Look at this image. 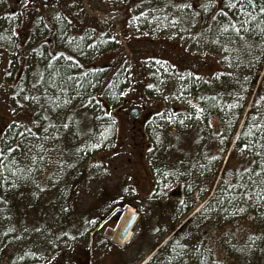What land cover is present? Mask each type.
<instances>
[{
	"label": "rangeland",
	"instance_id": "obj_1",
	"mask_svg": "<svg viewBox=\"0 0 264 264\" xmlns=\"http://www.w3.org/2000/svg\"><path fill=\"white\" fill-rule=\"evenodd\" d=\"M212 1L216 0H55L52 6L61 3L70 20H35L40 16L35 11L33 20H14L18 24L10 28L11 33L8 20H0V144L8 132L4 129L11 124L22 119L34 122L31 108L17 104L13 92L22 79L29 52L43 41L72 48L70 43L56 40L53 32L61 27L59 23H66L64 36L67 31L73 38L64 37L66 40L83 44L75 54L78 67L104 74L96 99L104 113L113 117L107 119L113 130L106 133L105 120L93 119L84 99L77 100L84 111L80 116L86 119V130L80 135L62 129L56 133L54 139L60 146L52 152L49 167L28 182L31 189L25 188L35 198L31 195L23 206L21 201L13 202L8 211L18 216L19 241L14 247L27 246L30 259H23L22 251L16 254L12 246L5 251L3 264H142L141 255L149 260L150 251L156 246L159 249L167 234L191 219L180 228L181 235L177 234L188 238V252L179 261L184 264L192 261L203 240L212 237L200 207L207 201L213 177L220 172L226 155L222 157L193 132L191 126L199 121L201 109L191 96L182 94L181 84L186 69L181 65H187L186 57L191 61L206 56L208 48L201 44L212 29L199 21L194 8L204 15ZM23 2L0 0V18L10 16L12 9L20 11ZM48 6L50 11L44 17L59 16ZM194 15L197 18L193 20ZM57 47L53 46L51 53L62 51ZM208 50L210 56H217L212 52L216 50ZM219 60L217 57L216 62ZM197 64L204 75L205 63ZM119 92L123 97L110 109L109 99ZM132 109L140 113L138 120L131 118ZM211 125L215 127L217 122ZM56 126L61 128L59 119ZM245 161V153L235 149L225 169L238 171ZM204 162L209 164L206 169ZM185 206L192 207L186 215L179 211ZM127 209L133 210L137 219L130 240L119 245L121 219L116 221L112 215ZM235 226L249 232L255 229L244 220ZM229 227L220 224V230ZM26 230L32 239L23 238ZM241 235L242 244L248 236ZM224 264L239 263L226 258Z\"/></svg>",
	"mask_w": 264,
	"mask_h": 264
},
{
	"label": "trees",
	"instance_id": "obj_2",
	"mask_svg": "<svg viewBox=\"0 0 264 264\" xmlns=\"http://www.w3.org/2000/svg\"><path fill=\"white\" fill-rule=\"evenodd\" d=\"M255 2L256 8L246 9L253 18L245 16L239 11V8H229V1L225 7L217 9L209 17L207 16L208 11L204 20L202 17L199 21L207 22L212 29L208 33V40L205 38L201 46L204 49L216 50L212 52H216L217 56H210L209 52L211 51L206 49L208 52H204L206 55L204 58L199 57L198 60L189 61L186 57L187 65H181L183 69L186 68L181 83L182 94L191 96L201 109L199 121L191 126L194 128L193 132L199 134L198 137L204 139L209 146L213 145L214 149L219 150L222 157H225L230 147H232V151L240 149L246 155V161L240 170L227 171L225 169L230 163L229 156L220 176L217 173L213 177L212 188L209 190L210 192L213 188L214 190L200 211L205 225H209L206 230L212 232V237L203 240L192 261L184 264H224L226 258L239 264H264V201H259L256 196V193L264 195V185L258 183L259 179H264V174H261L260 177L251 174L252 169L259 172L260 167L264 166L262 164L264 162V74L249 105L264 66V13H260L258 10L264 4V0H255ZM163 3L167 6L166 2ZM211 6H214V1L209 5L212 12ZM191 17L193 20L197 18L195 15ZM245 20L247 23L239 32L231 28L227 31L224 30L229 23H235L239 27V23ZM7 22L9 33L10 28H15L18 22L14 20ZM59 24L61 27L55 28L53 34L57 36L55 37L57 41L70 43L72 50L69 49V51L55 43L43 41L39 47H35L37 49L29 52L22 79L18 81L15 91L13 90L16 103L25 106V108L30 107L31 112L35 115V123L22 119L19 124L30 128L35 135H29L24 131V127L17 128L14 124H11V128L4 129L8 131L5 136L8 138V143L10 145L19 143L21 148L14 153H6L8 157L5 160L7 170L0 168V264H3L5 260V251L14 247L16 241H19L17 238L19 226H15V217L18 218V216L14 213L9 215L8 211H11L13 202L21 201V206H23L24 203H29L31 195L35 198L34 194H27L25 188L29 186L28 188L31 189L32 185H29L28 182L39 178L36 176L39 173L42 175V171L49 167L47 163L53 157V155L51 156L52 152L59 149L58 146H60L59 141L54 139L56 133L62 129L67 134L77 131L80 135L82 131L86 130L83 126L86 119L80 116L84 111L77 105V100L84 99L86 108L89 110L88 114L93 116V119L105 120L107 125L104 131L106 133H111L110 130H113L112 123L107 121L109 117H112L110 112V115L104 113L106 112L105 108L96 99L97 85L101 84L104 74L101 70L88 71L78 67L79 59L75 54L78 53L79 46L83 44L66 40L64 37L69 40L73 38L69 37L67 31L64 36L66 23ZM4 35L6 38V34ZM29 41L32 43L31 39ZM50 43L52 47L61 48L62 53L51 55ZM53 56L55 59L52 58ZM217 57L220 59L218 62H216ZM197 63H205L204 75H200L202 66ZM216 66L219 70L216 69ZM37 81H39L38 84ZM33 85L36 86L33 87ZM121 93L119 92L117 96L109 99L110 109L119 103L122 97ZM25 96L40 97V102L32 99L26 100ZM81 106L83 107V104ZM89 106L91 109L88 108ZM76 116L80 117L77 119ZM58 119L61 128L56 126ZM63 120L64 123H62ZM214 120L217 122L215 127L211 125ZM63 124H68L69 127L64 128ZM92 127L94 126L92 125ZM199 127H202L201 134ZM20 132H24L23 141L19 135ZM3 143L4 139L0 146ZM28 149H31V152ZM212 151L210 148L209 153ZM83 153L85 155V152ZM40 156L43 157V160L38 158ZM33 157L36 159L34 160ZM206 158L204 157V159ZM0 159H4V157H0ZM212 161L209 164H212ZM204 164L205 169L209 167L206 162ZM245 168L250 170L249 173H244ZM254 180L257 183H253ZM180 186L182 185L180 184ZM22 190L24 191L22 192ZM245 191L249 193L251 199L244 197ZM241 206L245 210L239 213L236 210ZM191 210V206H185L184 208L180 207L179 211L186 215ZM201 217L199 216L197 219ZM242 220L250 222L255 227L254 231L249 232L248 228L244 229L243 227L236 228L235 224L242 223ZM220 224H223L224 228L232 227H229L230 230L224 231L223 228L220 230ZM50 228L54 229L51 226ZM95 228L97 227H94L91 232ZM172 232L165 237L167 238ZM241 233H246L248 237L254 236L255 239H246L241 244ZM177 234L181 235L177 231L159 249H157L158 246L154 247L150 253L157 250L144 264H160V262L181 264L179 263L180 256L183 257L188 252L186 244L188 238L187 236L178 238ZM23 238L32 239L33 235L26 230ZM160 250L161 252L158 254ZM14 251L16 254L22 251L23 259H30L31 254L27 252L30 250L24 244L20 245V248L14 247ZM24 252H27L25 257ZM144 258V255H141L139 261L142 262Z\"/></svg>",
	"mask_w": 264,
	"mask_h": 264
},
{
	"label": "snow or ice",
	"instance_id": "obj_3",
	"mask_svg": "<svg viewBox=\"0 0 264 264\" xmlns=\"http://www.w3.org/2000/svg\"><path fill=\"white\" fill-rule=\"evenodd\" d=\"M24 3L27 4L28 3V0H24ZM228 7L229 8H233V9H236V8H239V11L241 13H243L245 16H248L249 18H253L250 14V12L246 11V9H249V8H256V2L255 0H229V4H228ZM259 12L260 13H264V4H262L260 7H259ZM224 15H226V13H223ZM213 19H215V17H213ZM247 23V21H241L239 23V27H237V24L235 23H229L227 25V27H225V31H227L229 28H231L232 30L236 31V32H239L241 29H243L244 27V24ZM53 59H55V56L52 57ZM39 83V81H37V84ZM36 85H33V87H35ZM24 99L28 100V99H32V100H35L36 102H40V97H28V96H25ZM44 119H47V117H44ZM35 123V122H34ZM17 128H20V127H24L23 125H20L18 122L16 123L15 125ZM10 128L12 127L11 125L9 126ZM54 127V125H53ZM62 127L64 128H68L69 125L68 124H63ZM24 131L27 132L29 135H35L34 133H32V130L30 128H26L24 127ZM45 131H47V129H45ZM19 135L21 136V140L23 141V138H24V132H20ZM45 139H47V137H44ZM21 148V144L17 143V144H14V145H10L8 143V138L7 137H4V143L2 146H0V157H4V159H0V168H3L5 170H7L6 168V165H5V160L8 159V157L6 156V153H14L15 151H19ZM29 152H31V149H28ZM40 160H43V157L40 156L38 157ZM33 159L35 160L36 157H33ZM262 164H264V162H262ZM244 173H249V169L245 168L244 170ZM251 174L256 176V177H260L261 174H264V166H261L260 167V170L259 172H257L255 169H252L251 170ZM251 179V175L249 177ZM253 183H257V181H253ZM259 185H264V179H259L258 181ZM251 187V185H250ZM256 196L258 197L259 201H264V195H261L260 193H256ZM244 197H247L248 199H251V196H249V193L247 191L244 192ZM244 207H239L236 211L239 212V213H242L244 212ZM36 231H39V229H36ZM249 240H254L255 237L254 236H249L248 237ZM249 247H251V245H249Z\"/></svg>",
	"mask_w": 264,
	"mask_h": 264
},
{
	"label": "flooded vegetation",
	"instance_id": "obj_4",
	"mask_svg": "<svg viewBox=\"0 0 264 264\" xmlns=\"http://www.w3.org/2000/svg\"><path fill=\"white\" fill-rule=\"evenodd\" d=\"M42 2L43 3H40L39 0H28L27 4H25L23 2L22 6L19 5V7L22 8L20 11H15L14 9H12L10 12V16L1 17L0 20H33V17L31 15L34 14L35 11H37L38 15H40L39 17H36L35 20H70L65 15V13L62 11V8L60 7L61 3H59L58 6H52V4H53V2H55V0H42ZM48 4H50V7H54V9L58 11L59 16H56V18L50 17V16L44 17V15L48 14V10H49ZM18 9H20V8H18ZM52 48L53 47L50 43L49 51L52 50ZM61 53H62V51H55L54 55L55 54L58 55ZM177 191H179V190H177Z\"/></svg>",
	"mask_w": 264,
	"mask_h": 264
},
{
	"label": "water",
	"instance_id": "obj_5",
	"mask_svg": "<svg viewBox=\"0 0 264 264\" xmlns=\"http://www.w3.org/2000/svg\"><path fill=\"white\" fill-rule=\"evenodd\" d=\"M130 114H131V116H132L133 118H138V116H139V114H138V112H137L136 110H132V111L130 112ZM123 213H124L123 210H118V211H116V212L113 214V217L116 219V221H119L120 218L122 217ZM135 221H136V215H132V216L129 218V220H128L126 226L124 227V229L122 230V232H121V234H120V239H121V240H125V239L127 238V236H128V234H129V232L131 231V229H132V227H133Z\"/></svg>",
	"mask_w": 264,
	"mask_h": 264
},
{
	"label": "bare ground",
	"instance_id": "obj_6",
	"mask_svg": "<svg viewBox=\"0 0 264 264\" xmlns=\"http://www.w3.org/2000/svg\"><path fill=\"white\" fill-rule=\"evenodd\" d=\"M133 214H134L133 210L127 209L125 215L121 219V222L119 224V229H118V232H117V240H116V243L119 244V245L127 243L130 240V238H131V233H129L127 238L124 241H122L121 239H119L118 235H120V232L124 229V227L126 226L129 218Z\"/></svg>",
	"mask_w": 264,
	"mask_h": 264
}]
</instances>
